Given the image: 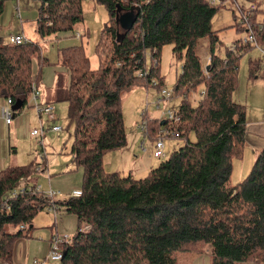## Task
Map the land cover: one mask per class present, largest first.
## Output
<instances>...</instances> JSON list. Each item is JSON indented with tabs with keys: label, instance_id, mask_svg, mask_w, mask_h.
Masks as SVG:
<instances>
[{
	"label": "trees",
	"instance_id": "obj_1",
	"mask_svg": "<svg viewBox=\"0 0 264 264\" xmlns=\"http://www.w3.org/2000/svg\"><path fill=\"white\" fill-rule=\"evenodd\" d=\"M6 1L0 0V15ZM38 1L40 40L73 32L83 20L85 0ZM95 1L108 13L95 47L99 66L90 68L82 44L57 52L67 74V84H60L57 93L67 104L68 126H74L69 154L81 168V195L49 202L36 184L26 182L35 172L32 161L1 169L0 262L11 263L14 241L31 228L40 210L53 204L57 212L77 219L76 233L59 264H177L176 252L198 251L204 244L211 247L210 264H237L249 258L264 264V147L243 179L235 184L230 180L232 161L241 157L247 132L246 108L233 100V92L239 60L253 45L238 38L225 55L215 53L219 38L211 21L223 5L210 0ZM125 11L137 14L129 30L117 21ZM258 14H263L261 20ZM248 23L264 47V9L250 13ZM231 26L248 30L240 22ZM201 38L209 40L207 62L196 52ZM165 44L181 60L172 88L180 97L179 120L149 118L143 111L141 131L156 140L162 128L167 137L182 143L145 178L106 171L103 154L127 143L122 95L137 86L163 89L159 61ZM41 52L39 41L0 43V98L20 101L17 112L27 104L32 83H37L33 59L39 66L48 63ZM259 64L260 58L250 61V72ZM197 89L200 96L193 104L188 95ZM13 190L17 193L8 196ZM83 225L89 229L80 230Z\"/></svg>",
	"mask_w": 264,
	"mask_h": 264
},
{
	"label": "rangeland",
	"instance_id": "obj_2",
	"mask_svg": "<svg viewBox=\"0 0 264 264\" xmlns=\"http://www.w3.org/2000/svg\"><path fill=\"white\" fill-rule=\"evenodd\" d=\"M7 0L4 6L3 13L0 15V43H10L9 38L15 31L23 30L25 36L29 38H36L35 33V21L38 15V0ZM259 8L264 9V0H225L224 5L218 9L211 21V27L217 31L219 41L215 44V53L223 56L228 47L232 48L234 41L238 38L246 36L245 30L240 32L236 27H232V24L239 23L242 21L243 16L249 9ZM83 20L79 22L73 32L64 33L62 32L61 39H53V41L37 40L41 45V53L48 58V63L39 66L37 58L33 59L32 70L34 74H37V83L40 86V91L49 89L57 76L61 75V68L56 64L57 52L60 47L82 44L85 49V53L89 58L90 68H97L99 66V59L95 52L96 44L99 40L101 29L104 24L108 21V13L105 6L101 3H97L95 0H85L82 5ZM255 9L251 12L253 13ZM21 14L23 20V26L21 27L20 18L16 14ZM260 15H256L259 19ZM248 20V16H247ZM243 22V21H242ZM20 24V25H19ZM243 26L245 23H242ZM249 25V23L245 26ZM229 26V27H228ZM250 26V25H249ZM227 27V28H226ZM19 28L18 30H16ZM225 28V29H224ZM222 29V30H220ZM87 31L88 35L77 37L74 34L75 31ZM76 33V32H75ZM74 34V35H73ZM73 35V36H72ZM37 39V38H36ZM196 52L202 59L207 62L209 55V40L207 38H201L196 44ZM250 61H259V51L256 47L251 50H247L241 56L238 65V75L236 88L233 92V100L241 103L246 108V120L247 124L258 121L264 118V114L257 115L259 109L264 110V67L261 64L252 73L249 70ZM146 68L151 64V55L149 52L146 53L145 57ZM181 70V60L173 53L172 46L165 44L160 51L159 61V75L162 78L161 86L163 88L172 89L175 83V79ZM63 71L66 68L63 67ZM65 80V79H64ZM155 80H158L155 78ZM148 91L147 97L145 96ZM200 96V90L192 91L188 95V99L194 104L197 102ZM180 100L179 96L173 95L172 98H163L161 91L153 87L137 86L131 92L127 91L122 95L121 110L123 114V122L127 134V146H129L132 138L137 140L138 137L144 139L143 147L145 152L136 144L134 154L137 157V169L134 168L133 173L136 177L145 178L148 176L150 169L156 166L159 161L171 153V151L179 147L182 143L181 140L173 137H166L164 141V154L160 158L152 156L153 149L150 140L148 139V133L142 132L145 120L142 119L141 112L143 110L146 114L152 118L158 116L162 117V114L169 107L173 109ZM40 101V100H39ZM159 107H157V102ZM33 101L28 99V103L22 109L20 114H16V117L12 120V124L8 127L4 124V121L0 119V159H4L5 163H12L14 165H26L31 161L35 164V172L31 173L26 177V182L30 185H41L43 189L51 188L54 191L61 193L57 194L55 199L64 200L66 199V192L71 189H81V168L76 166L71 159L69 154L70 147L73 143V130L74 126L69 125L67 118V104L65 101L54 102V109L56 112L57 120L56 123L61 126L59 133L50 134L48 133L42 140V145L46 152V172L42 167L43 157L37 161H33L34 148L36 151L40 150V143L33 139H30L29 132L33 128H39L38 117L36 109L31 106ZM17 113V112H16ZM1 118V115H0ZM2 120V121H1ZM67 128V129H66ZM191 139H194V135H191ZM15 145L17 148L16 153H9L10 146ZM142 147V148H143ZM104 156V159H103ZM102 161L104 160L103 167L107 171H114L118 169L119 158L108 157L103 154ZM257 154H254V150L249 146L245 145L243 153L240 158H234L232 161L231 171V183L235 184L245 177L251 168L253 161ZM152 158V159H151ZM32 159V160H31ZM19 163H18V162ZM103 164V162H102ZM49 178V183H48ZM47 209L44 207L40 210L33 218L31 224L35 227L32 231V235L37 239H47L45 235L50 231L54 230V223L51 222L50 214H46ZM42 218L43 223H49L46 228H41L37 223L38 219ZM57 223L63 220L60 224L63 227L58 226L59 235H74L76 233V220L70 213H60L57 218ZM30 224V225H31ZM65 227V228H64ZM82 230L89 229L88 225H83ZM80 228V229H81ZM29 229V228H28ZM27 229V230H28ZM66 230V231H64ZM67 231H71L68 233ZM23 235H26V229ZM38 253H41V248L37 249ZM49 250L47 251L48 256ZM47 256L45 258H47ZM177 264H210L211 258V247L208 244H204L198 251H179L175 253ZM45 258L38 259L39 261L45 260ZM0 264H9L7 262H0ZM12 264V261L11 263ZM45 264H59V262H51L47 260ZM237 264H260L253 258H249L243 262Z\"/></svg>",
	"mask_w": 264,
	"mask_h": 264
},
{
	"label": "crops",
	"instance_id": "obj_3",
	"mask_svg": "<svg viewBox=\"0 0 264 264\" xmlns=\"http://www.w3.org/2000/svg\"><path fill=\"white\" fill-rule=\"evenodd\" d=\"M19 1H21V0H19ZM19 1L17 3L18 4L17 7H19ZM16 16H18V18H20L19 20H20L21 27H22L23 26V20H22L21 14H19V15L16 14ZM262 18H263V16L260 15V18L258 20H261ZM18 29L19 28H17L16 30H18ZM75 32L79 33L81 38H82V36H85V35L87 36L88 35V32L85 31V30L82 31V32L76 30ZM35 33H36V38L37 39L36 38L31 39V38H29V36L27 37V36L23 35L24 34L23 30L15 31L12 34L13 35L22 34L26 38V40H32V41L39 40L40 38L38 37V34L36 32V21H35ZM62 35H64V34H60L59 36H57V38L48 37L47 39L51 40V41H53V39L59 40L62 37H64ZM208 58L209 57H207V60H208ZM55 63L58 64V65H61L58 61H56ZM59 67L61 69L60 70L56 69L55 73H57V71H62L61 75L63 76V78L61 76H57L55 80L53 79V83H52V85H51V87L49 89H46V90L44 89V90L40 91V86L38 85V83L35 84L37 86L39 92H40L39 100L42 101V102H45V103H49L52 106H54V102L61 101V100H59L61 96L57 93L59 85L62 84L65 87V85L67 84V74L65 73L66 71H63V66L62 65L59 66ZM134 89L135 88L131 89L129 92L133 91ZM147 95H148V91H146V93H145L146 97H147ZM28 99H30V96H29ZM5 100H6V98L5 99L0 98V107L5 103ZM27 103H28V101H27ZM156 103H157L156 104L157 107H159L158 101ZM177 105H178V103H177ZM176 106L173 107V108L176 109ZM21 111L22 110H20L18 112L16 111L17 113L16 112L14 113V117L12 118V120L16 117V114H20ZM53 112H54V116H55L54 117V123H56L57 116H56L55 109L53 110ZM164 113L162 114L161 118H164ZM36 114H37V117H38L39 126L42 125V124H46L48 122L47 121V119H48L47 116L40 115L37 111H36ZM262 114H264V110L259 109V113L257 115L260 116ZM141 115H142V112H141ZM146 116L149 117V118H152V117L148 116L147 114H146ZM154 118H160V117L156 116ZM0 119H2V118H0ZM12 120H11L9 125H6V123L4 122V124L8 127V130H9V126L13 122ZM30 132H29L30 139H32V140L36 139L37 140L38 137L32 136L30 134ZM52 134H55V133H52ZM44 137H43V139H44ZM148 139L150 140L151 145L154 148V140L150 139L149 137H148ZM133 140H135L134 137L132 138V141L130 142L129 146L125 145L124 147H122L120 149H115V150H112V151H108V152L105 153V155H107L108 157L119 158L120 161H119L118 169L117 170L113 169L115 172H119L121 175H124V174H127V173L130 172L134 177H136L135 174L133 173V170H134V168L137 169V163H138L137 162V157L138 156L134 155L136 153V151L134 149H135L136 144H138L140 142L139 147L141 146V149L143 150L144 149V147H143L144 139L143 138L141 139V137H138L137 140L135 141V143L133 142ZM37 141L40 143L41 147H40V150H38V151H36V148H34L35 152L33 154L34 157L32 159H33V161L34 160L37 161L41 157H43V159H45V169L42 172V173H44V172H46V152H45L46 150H45L44 146L42 145V141L41 142H40V140H37ZM37 141H36V143H38ZM246 145H249L254 150V154L255 155L258 154V152L264 147V118L263 119H259L258 121L253 122L251 124H247ZM10 147L11 148L8 150L9 153H11V152H15L16 153V151H17L16 146L13 145V146H10ZM151 150L153 152L152 148H151ZM143 151L145 152L146 150L144 149ZM163 152H164V148H163ZM152 156H153V154H152ZM103 159H104V156H103ZM102 162H103V165H104V160ZM20 164H25V163H20ZM20 164H18V165H20ZM11 165H14V164H12V163H8L7 164V163L4 162V159H0V170L6 168L7 166H11ZM136 178H139V177H136ZM48 183H49V178H48ZM36 186L37 185H35V188H36ZM49 188L43 189L42 186H41L42 191L43 190L46 191ZM72 190L73 189L68 190L66 192L67 193L66 197L69 196V194H70V192ZM59 193H61V192L58 191V194ZM55 197H57V195ZM46 209H47L46 214H50L51 222L52 221L54 222V223H52L54 225V230L53 229L50 230L47 234L45 232L44 237L46 236L47 239H45V238L37 239L36 237H34L32 235V231H30L31 229L33 230L35 228L31 224L30 225L31 228H29L28 231L26 230V235L19 236L14 241L13 249H12V264H28L33 259H37L38 260V259H41V258H45L47 256V251L50 250V242H51L52 238L54 236H61V235L58 234V226L60 228L63 227L62 225L60 226V224L63 222V220L61 219V221L57 223V220H58L57 218H58V215H60V213H65V212H56L54 210H50V208H46ZM71 215H73V214H71ZM74 218L76 220L75 225H77V219H76L75 216H74ZM36 222L37 223H34V225H39L41 228H46L48 226V224H49V223H46V224L43 223L42 218L38 219ZM76 228H77V226H76ZM64 231H66V230H64ZM24 232H25V230H24ZM67 232L71 233V231H67ZM39 248H41V250H42L41 253H38V251H37V249H39Z\"/></svg>",
	"mask_w": 264,
	"mask_h": 264
},
{
	"label": "built area",
	"instance_id": "obj_4",
	"mask_svg": "<svg viewBox=\"0 0 264 264\" xmlns=\"http://www.w3.org/2000/svg\"><path fill=\"white\" fill-rule=\"evenodd\" d=\"M17 2L19 0H16ZM225 0H210L211 3L213 4H221L224 5ZM255 9V8H254ZM253 9V10H254ZM252 9H249V11H246L245 15L242 18V21L247 23V16L253 11ZM19 15V13H18ZM240 21V23H243ZM248 28L246 32V36L241 38V43L242 44H251L253 47H256L257 50L259 51V58L261 59V66L264 67V47L260 46L254 37V34L250 28L249 25L246 26ZM77 37H80L79 33H76ZM10 43L12 44H21L24 43L26 38L22 34H16V35H11L9 38ZM173 90L172 89H167L163 88L161 90V95L163 98H172L173 97ZM39 90L35 83H32L31 86V94H30V99L33 101L32 106L36 109V111L40 115L47 116V123L42 124L39 126V128H33L30 132L32 136H36L40 139V142L42 141L43 137L47 133H59L61 131V126L58 125L57 123H54V108L51 104L45 103L42 101H39ZM14 102H12V99L10 97L6 98L5 103L0 107V115L1 118L4 120L6 125H9L12 118L14 117V111L12 110V105ZM164 118L168 119L171 122H176L179 120V116L177 114L176 109L168 108L166 109L164 113ZM159 137L154 140V148H153V156L156 158H160L163 155V148H164V141L163 139L167 137V132L164 129H160L159 132ZM144 150V149H143ZM37 191L42 192L46 197L49 198V202H52L55 199V196L58 194V191H54L52 189H48L46 191H42L41 186L37 185L35 188ZM41 189V190H40ZM17 193V190L10 191L8 196L15 195ZM81 195V190L80 189H73L68 197H77ZM46 208H50V210H54L57 212V207L55 205H50ZM21 229H24V225H20ZM82 230V228L80 229ZM74 235H61V236H54L50 242V250L48 253L47 258L43 261H39L37 259H33L31 262L28 264H45L47 260L51 262H60V260L63 257V249L65 245L70 244L71 240Z\"/></svg>",
	"mask_w": 264,
	"mask_h": 264
},
{
	"label": "water",
	"instance_id": "obj_5",
	"mask_svg": "<svg viewBox=\"0 0 264 264\" xmlns=\"http://www.w3.org/2000/svg\"><path fill=\"white\" fill-rule=\"evenodd\" d=\"M137 19V14H133L132 11H125L117 15V21L121 28L129 30ZM22 106L20 101H15L12 105V110L16 112Z\"/></svg>",
	"mask_w": 264,
	"mask_h": 264
},
{
	"label": "bare ground",
	"instance_id": "obj_6",
	"mask_svg": "<svg viewBox=\"0 0 264 264\" xmlns=\"http://www.w3.org/2000/svg\"><path fill=\"white\" fill-rule=\"evenodd\" d=\"M42 261V260H41Z\"/></svg>",
	"mask_w": 264,
	"mask_h": 264
}]
</instances>
